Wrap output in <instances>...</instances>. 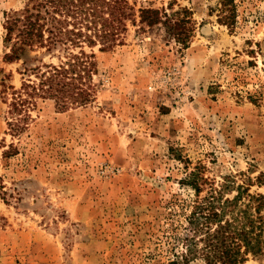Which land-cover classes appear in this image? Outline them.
Instances as JSON below:
<instances>
[{
    "label": "rangeland",
    "instance_id": "obj_1",
    "mask_svg": "<svg viewBox=\"0 0 264 264\" xmlns=\"http://www.w3.org/2000/svg\"><path fill=\"white\" fill-rule=\"evenodd\" d=\"M125 1L119 41L95 48L94 99L66 111L40 100L17 139L5 97L21 65L4 59L3 23L25 0H0V264L179 259L197 165L215 185L264 193V0H235L233 30L210 12L217 0ZM142 8H187L189 46L141 24ZM244 264H264V251Z\"/></svg>",
    "mask_w": 264,
    "mask_h": 264
},
{
    "label": "trees",
    "instance_id": "obj_2",
    "mask_svg": "<svg viewBox=\"0 0 264 264\" xmlns=\"http://www.w3.org/2000/svg\"><path fill=\"white\" fill-rule=\"evenodd\" d=\"M127 7L125 0H25L22 9L5 14L4 59L21 65L20 86L10 87L5 97L12 137L23 136L40 100L66 111L94 99L95 48L105 52L116 45L131 15ZM213 11L219 24L236 27L235 0H217ZM138 12L141 24L161 26L167 38L189 46L193 30L187 8ZM4 147L5 159L19 150L13 142ZM201 170L195 166L184 180L195 196L187 217L190 235L183 255L169 264H189L197 257L205 264H244L249 256L262 254L264 193L242 185H215ZM256 186L264 188V173L256 178Z\"/></svg>",
    "mask_w": 264,
    "mask_h": 264
}]
</instances>
